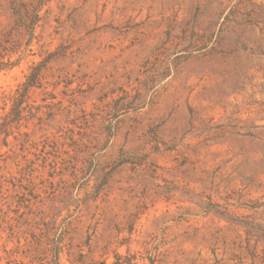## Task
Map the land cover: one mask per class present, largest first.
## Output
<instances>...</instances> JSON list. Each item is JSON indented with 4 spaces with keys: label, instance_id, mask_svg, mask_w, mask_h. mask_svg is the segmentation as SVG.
<instances>
[{
    "label": "rangeland",
    "instance_id": "374dc122",
    "mask_svg": "<svg viewBox=\"0 0 264 264\" xmlns=\"http://www.w3.org/2000/svg\"><path fill=\"white\" fill-rule=\"evenodd\" d=\"M0 264H264V0H0Z\"/></svg>",
    "mask_w": 264,
    "mask_h": 264
}]
</instances>
